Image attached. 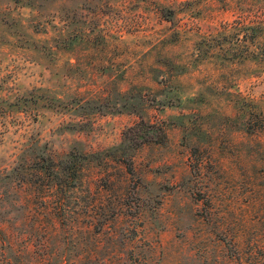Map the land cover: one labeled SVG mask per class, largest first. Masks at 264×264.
Segmentation results:
<instances>
[{"label": "rangeland", "instance_id": "1", "mask_svg": "<svg viewBox=\"0 0 264 264\" xmlns=\"http://www.w3.org/2000/svg\"><path fill=\"white\" fill-rule=\"evenodd\" d=\"M70 152L125 192L84 264H264V0H0V222L14 167Z\"/></svg>", "mask_w": 264, "mask_h": 264}, {"label": "trees", "instance_id": "2", "mask_svg": "<svg viewBox=\"0 0 264 264\" xmlns=\"http://www.w3.org/2000/svg\"><path fill=\"white\" fill-rule=\"evenodd\" d=\"M91 159L88 154L76 152L65 158L40 155L14 167L13 199L24 209V227L19 230L0 222V264H44L46 249L59 254L64 238L68 237L82 247L77 264H84L82 259L97 258L96 252L102 247L99 238L126 202L123 191L115 194L114 201L108 200L109 178L105 175L85 179ZM126 164L122 184L127 183V174L133 170L131 163ZM89 244L94 248L84 255L82 252ZM234 244L236 257H240L238 241ZM7 248L13 251L10 256L6 254ZM100 263L104 261L100 259ZM60 264H66L64 257Z\"/></svg>", "mask_w": 264, "mask_h": 264}]
</instances>
